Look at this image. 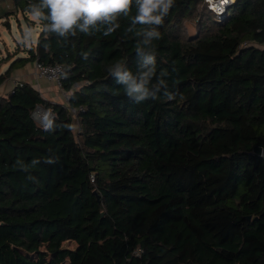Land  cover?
<instances>
[{
	"label": "trees",
	"instance_id": "1",
	"mask_svg": "<svg viewBox=\"0 0 264 264\" xmlns=\"http://www.w3.org/2000/svg\"><path fill=\"white\" fill-rule=\"evenodd\" d=\"M135 13L109 35L58 37L39 21L29 56L0 75L61 64L69 102L25 82L0 96V264H264V0H235L221 20L205 0H175L153 42L172 98L139 104L107 72L135 68Z\"/></svg>",
	"mask_w": 264,
	"mask_h": 264
},
{
	"label": "clouds",
	"instance_id": "2",
	"mask_svg": "<svg viewBox=\"0 0 264 264\" xmlns=\"http://www.w3.org/2000/svg\"><path fill=\"white\" fill-rule=\"evenodd\" d=\"M174 3L175 0H34L29 4V11L36 20L42 22L45 31L68 38L75 36L78 31L91 35L101 28L104 35L113 33L120 27L119 17L128 16L135 4L136 13L132 17V24L142 26L137 33L141 39L136 47L138 59L135 68L129 67L126 59L121 58L112 63L107 72L123 87L125 95L139 104L146 99L156 98L161 89L165 90L169 99L172 98V93L167 92V72L158 71L153 42L161 38L159 27ZM31 36L32 29H26V39ZM52 126L53 121L47 119L46 127ZM48 162L53 161L49 159ZM32 163L37 164L39 161L33 160Z\"/></svg>",
	"mask_w": 264,
	"mask_h": 264
},
{
	"label": "rangeland",
	"instance_id": "3",
	"mask_svg": "<svg viewBox=\"0 0 264 264\" xmlns=\"http://www.w3.org/2000/svg\"><path fill=\"white\" fill-rule=\"evenodd\" d=\"M13 8L12 0H0V62L2 64V70L6 69L8 63L7 57L9 54L19 56H25L28 52L25 49H30L32 45H35L40 32V22L36 20L32 15L24 14L23 12H13L10 15H6L4 22L1 20L5 16V12ZM2 13V14H1ZM212 16H214L212 14ZM215 18V16H214ZM216 20V18H215ZM6 21L9 22L7 25ZM32 29V36L30 39H26V29ZM196 31V21L187 19L185 20L184 34L192 35ZM11 62H9L10 64ZM1 70V71H2ZM64 100L68 102V95H63ZM50 111L49 109H47ZM74 130L77 133L79 130V124H74ZM73 246L71 243H66L65 246Z\"/></svg>",
	"mask_w": 264,
	"mask_h": 264
},
{
	"label": "crops",
	"instance_id": "4",
	"mask_svg": "<svg viewBox=\"0 0 264 264\" xmlns=\"http://www.w3.org/2000/svg\"><path fill=\"white\" fill-rule=\"evenodd\" d=\"M5 18L6 17L2 18L1 20L4 22ZM25 50L28 52L27 49ZM15 56L17 55L14 54L8 55L7 57L8 63L6 64V69L4 70H2V64L0 62L1 70H2V71L0 70V75L5 74L8 71L9 67L11 66V63L14 60H17L18 58H26L29 56V54L27 53L25 56H19L16 59H14ZM9 62L11 63L9 64ZM18 81L29 83L30 85L35 87L45 99L51 100L53 102L62 103L67 106L69 105V102L64 100L66 96L65 97L63 96L66 94V92L64 90L59 89L55 82H51L45 79H40L37 77L35 72L34 61H28L24 65L16 66L11 70L10 74H8L7 76V79L0 84V96L8 95L15 88Z\"/></svg>",
	"mask_w": 264,
	"mask_h": 264
},
{
	"label": "built area",
	"instance_id": "5",
	"mask_svg": "<svg viewBox=\"0 0 264 264\" xmlns=\"http://www.w3.org/2000/svg\"><path fill=\"white\" fill-rule=\"evenodd\" d=\"M235 0H205V6L207 9L212 12L215 16L216 20H221L227 14L230 7L233 5ZM35 72L38 78L45 79L51 82H55L59 89L62 88V78L64 74V67L61 64H45L39 60H35ZM1 70V64H0ZM17 84L23 85V81H18ZM42 95V94H41ZM43 97V96H42ZM71 111L76 112L75 109L70 108ZM41 110L46 112L44 114ZM34 117L38 124L46 127L47 119H51L53 121V113L44 109L42 106H38L34 111ZM50 115V116H48Z\"/></svg>",
	"mask_w": 264,
	"mask_h": 264
},
{
	"label": "water",
	"instance_id": "6",
	"mask_svg": "<svg viewBox=\"0 0 264 264\" xmlns=\"http://www.w3.org/2000/svg\"><path fill=\"white\" fill-rule=\"evenodd\" d=\"M44 109H46V108H44ZM33 118L35 119L34 114H33ZM53 119H54V115H53ZM254 151H255V153H257L259 155H261L263 153V149L261 147H258V146H256L254 148Z\"/></svg>",
	"mask_w": 264,
	"mask_h": 264
},
{
	"label": "bare ground",
	"instance_id": "7",
	"mask_svg": "<svg viewBox=\"0 0 264 264\" xmlns=\"http://www.w3.org/2000/svg\"><path fill=\"white\" fill-rule=\"evenodd\" d=\"M41 112H43V113H44V111H43V110H41ZM44 114H46V112H45ZM48 116H50V115H48Z\"/></svg>",
	"mask_w": 264,
	"mask_h": 264
},
{
	"label": "snow or ice",
	"instance_id": "8",
	"mask_svg": "<svg viewBox=\"0 0 264 264\" xmlns=\"http://www.w3.org/2000/svg\"><path fill=\"white\" fill-rule=\"evenodd\" d=\"M225 2H226V0H225Z\"/></svg>",
	"mask_w": 264,
	"mask_h": 264
}]
</instances>
